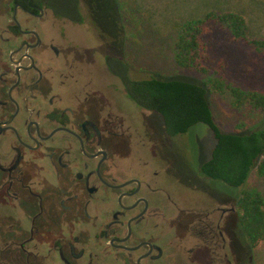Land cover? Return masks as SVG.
<instances>
[{"label": "flooded vegetation", "instance_id": "flooded-vegetation-1", "mask_svg": "<svg viewBox=\"0 0 264 264\" xmlns=\"http://www.w3.org/2000/svg\"><path fill=\"white\" fill-rule=\"evenodd\" d=\"M63 4L0 0V264H252L240 192L194 174L160 116L139 108L135 138L105 82L81 84Z\"/></svg>", "mask_w": 264, "mask_h": 264}, {"label": "trees", "instance_id": "trees-1", "mask_svg": "<svg viewBox=\"0 0 264 264\" xmlns=\"http://www.w3.org/2000/svg\"><path fill=\"white\" fill-rule=\"evenodd\" d=\"M62 1L65 8L58 10L61 17L75 24H85L82 0ZM85 1L91 5L92 20L106 13L107 20L115 23L117 31L121 30L119 37L125 34L122 24L127 25L126 19L133 23L131 17L139 13L137 0ZM118 36L108 34L115 39ZM241 45L264 55V40L252 38L250 23L243 14L210 10L185 21L174 45L176 65L197 74L201 83L156 77L135 80L129 64L113 55L108 56L107 65L109 71L123 81L132 102L161 117L171 138L184 136L197 125L210 128L217 144L211 160L203 166V174L242 189L237 199L238 216L253 251L264 242V195L257 189L247 188V184L254 171L264 179V92L231 83L225 62L217 58L220 50ZM215 94L226 97L236 110L248 113L258 122L257 129L246 135L225 133L215 121L210 101Z\"/></svg>", "mask_w": 264, "mask_h": 264}, {"label": "rangeland", "instance_id": "rangeland-1", "mask_svg": "<svg viewBox=\"0 0 264 264\" xmlns=\"http://www.w3.org/2000/svg\"><path fill=\"white\" fill-rule=\"evenodd\" d=\"M137 6L139 13L131 17L133 23L127 18V25L122 24L125 30L122 37L118 36L121 30L117 31L115 23L107 20L106 13L102 12L93 21L90 16L91 5L85 0L81 4L85 24L72 23L68 28L72 34V50L77 49L76 70L84 72L80 78L81 84L91 79L95 83L105 82L100 87L101 91L115 99L135 131L139 130L135 138L141 139L146 137L147 119L129 99L125 85L117 81L109 71L107 56L116 55L126 61L131 68V77L135 80L156 77L201 83L202 79L197 74L185 71L175 63L174 45L184 22L210 10H232L248 19L252 38L264 40V0H137ZM114 33L118 39L108 37V34ZM218 55L217 58L223 59L226 64V75L231 83L264 92V55L257 54L245 45L224 48ZM210 101L215 121L225 133L246 135V132L257 129L258 122L248 113L236 110L226 97L215 94ZM150 137H153L152 134ZM184 137L189 149L183 155L184 160L192 167L194 174L206 177L202 169L211 160L217 144L213 132L205 125H197ZM167 160L174 162L173 157H167ZM176 172L177 169H174L172 176L174 186L178 188L174 189L177 193L180 187L175 181L179 176ZM212 183L231 192L242 190L219 181ZM247 188L257 189L264 195V179L259 178L254 171ZM252 262L264 264V242L252 251Z\"/></svg>", "mask_w": 264, "mask_h": 264}]
</instances>
